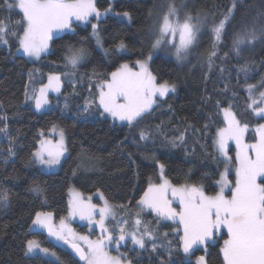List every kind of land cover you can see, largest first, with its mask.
I'll list each match as a JSON object with an SVG mask.
<instances>
[{
  "label": "trees",
  "instance_id": "1",
  "mask_svg": "<svg viewBox=\"0 0 264 264\" xmlns=\"http://www.w3.org/2000/svg\"><path fill=\"white\" fill-rule=\"evenodd\" d=\"M3 2L0 0V21L12 30L22 15L16 8L4 9ZM158 4L160 17L154 15ZM95 6L100 11L113 6L114 12L130 14H108L100 20L99 31L109 54L97 47L91 21L75 20L71 30L54 36L52 50L38 61L17 52L16 37H6L8 46L0 43V64L18 68L27 80L32 76L31 84L36 88L46 79L40 71L72 73L73 69L66 67L63 60L68 44L88 49L90 55L80 65L81 72L89 77L98 74L101 82L109 80L121 65L129 66L151 53L152 73L161 81L176 84L178 90L159 98L150 114L130 126L101 117L98 109L92 118L65 115L61 108L39 113L23 96L0 89V129L7 128L0 132V194L9 195L7 206L0 205V264H52L43 255L25 253L26 241L30 239H38L44 247L54 250L63 264H82L64 246L50 242L46 232L31 230L36 212H51L57 219L68 214L72 186L84 194L101 191L113 205L134 208L157 176L160 161L174 184L202 185L206 193L216 194L221 165L213 159V143L223 124L221 109L232 108L240 122L251 126L264 121L255 116L248 96V85H255L256 93L264 91V86H260L264 81V39L242 46L238 56L232 51L234 33L252 28L259 32L264 26V0H95ZM170 6L179 14L202 16L211 24L224 19L230 10L233 15L215 47L211 33L203 31L202 53L198 51L179 63L175 58L154 53L152 47L154 29H159ZM21 26L14 30L19 32ZM82 38H87L83 45L79 43ZM121 42L124 51L118 49ZM213 51L216 55L209 67L208 57ZM245 64L249 66L247 73L240 71ZM65 85L70 87V81ZM56 124L67 135L68 155L58 171L45 172L35 165L31 154L36 151L41 134ZM142 131L149 133L151 141L146 148L135 142ZM250 138L255 139L253 133ZM231 178L235 180V174ZM34 180L41 183L43 194L29 190ZM162 226L169 233L160 230L155 242H149L145 249L123 247L126 258L135 264H197L196 258L204 250L197 248L187 258L178 224L167 222ZM227 238L224 229L209 243L208 264H224L222 248Z\"/></svg>",
  "mask_w": 264,
  "mask_h": 264
},
{
  "label": "snow or ice",
  "instance_id": "2",
  "mask_svg": "<svg viewBox=\"0 0 264 264\" xmlns=\"http://www.w3.org/2000/svg\"><path fill=\"white\" fill-rule=\"evenodd\" d=\"M2 7L6 10L16 8L22 15V20L12 25V30L3 21H0V43L8 46L6 37L14 36L17 38L19 47L17 52L26 55L29 58L39 59L42 54H46L49 49V42L52 40L55 32L65 29L71 30L73 19L77 21H87L90 16L99 17L102 14L110 12L111 9L101 13L95 6V0H14V3H8L4 0ZM235 7V4L233 5ZM176 8L169 7L167 15L163 17L159 33L161 37L171 34L175 38L179 34L178 45L175 47V56L177 60H183L188 54V50L194 44L197 34L203 26V19L193 18L191 15L185 16L184 22L180 23L177 19L175 23L170 17L176 16ZM231 13V10H230ZM129 16V13H124ZM230 22V16H225L218 24L214 25L210 31L215 36V42L218 43L225 31L226 23ZM17 25H22L20 31L14 30ZM93 35H97L96 25H93ZM22 32V35L20 34ZM87 38H82L79 42L82 45L86 43ZM264 39V26L259 32L255 28L245 29L242 32L234 33L232 39V51L238 56L242 46L252 45L254 42ZM97 44L101 41L97 35ZM164 41L157 39L152 45L153 49H158ZM215 47V44L213 45ZM124 48V44L118 46ZM107 54V51L105 52ZM90 52L85 47H75L72 44L65 45V55L63 60L66 67L75 70L88 56ZM216 55L213 51L208 57V65L211 67L212 57ZM151 59V56L148 57ZM140 71H132L127 64L110 74V79L99 84L97 107L102 108L103 114L110 115L113 119L127 121L131 126L139 122L145 115L150 114V110L156 102V97L166 96L170 91H174V85L170 86L167 82L163 84L156 83V77L148 70L145 62L137 61ZM248 64L240 68L241 72L247 73ZM65 76L69 73H65ZM247 79V75H246ZM62 85L60 75H49L48 85L39 89V96L35 98V107L43 108L49 103L46 99V89L52 88L59 92ZM260 86H264V81ZM256 88L255 85H248L249 93ZM264 102V92L261 94ZM123 102H120V101ZM3 102L0 101V106ZM255 104V101H253ZM67 106V105H65ZM85 106V111L88 110ZM258 113H264V108L254 109ZM228 121L226 128L220 129L216 140L219 152L227 156V141L235 139L239 166L236 169L235 185L232 188L231 197L224 195L225 187L231 182L227 179V169L222 176L220 191L214 196H208L202 188L195 185L173 186L168 180L158 185L149 184L147 191L144 192L138 206L153 210L157 216L163 219H178L183 225V235L179 237L182 241V251L185 254L190 253L195 246L206 245L212 241L216 233L222 228L227 227L229 238L223 242V258L225 264H264V183H258V179H264V125L259 128L260 139L256 144L243 145L241 137L247 128V125L240 127L235 119L234 113L230 108L223 109ZM55 125L53 131H55ZM7 128L0 129V132H6ZM60 139L53 143L51 140H42L41 147L31 154L34 162L44 168L51 169L60 165L61 158L64 157L67 147L65 145L64 130L59 131ZM141 140L149 139V133L141 132ZM183 140V136L179 137ZM175 145V141H171ZM254 151V158L250 154ZM11 154V150H10ZM163 169L164 165L161 164ZM30 191L38 195L43 194L44 188L39 181H33ZM169 193L175 199H178L182 210L177 211L171 207V201L168 199ZM9 195L0 194V205L7 206ZM114 207L107 199L103 201V207L98 209L99 220L94 219L97 214V206L85 204L79 197L70 202L69 218H75L77 215L81 220H88L90 224L99 225L101 235L96 240H91L86 235H80L65 222L60 219L59 225L53 223V213L36 212L32 224L37 228L47 231V235L52 238L55 246H68L73 258L84 261L85 264H131L130 260L120 256L110 255L106 249L109 245L115 244L118 249L122 241L131 239L134 245L140 249L145 247V239L154 241L155 237L149 230L147 223H143L136 214V219L132 222V231H126L128 221L121 218L119 226L109 231L105 225V220L116 219ZM121 211L124 206H118ZM143 226V231H141ZM113 231H118V237L114 238ZM179 231V229L177 230ZM167 235V234H165ZM81 243L86 246L82 247ZM156 244L152 243V249L155 250ZM26 254L43 255L51 259L52 264H63L61 258L56 252L49 248L42 247L39 241L27 240L25 246ZM198 264H207L204 256L198 258Z\"/></svg>",
  "mask_w": 264,
  "mask_h": 264
},
{
  "label": "rangeland",
  "instance_id": "3",
  "mask_svg": "<svg viewBox=\"0 0 264 264\" xmlns=\"http://www.w3.org/2000/svg\"><path fill=\"white\" fill-rule=\"evenodd\" d=\"M113 1L114 0H112V2ZM109 9H111L110 12H107L106 14H102L99 17H95V15L90 16L88 18V20H87V21H91V25L92 26L96 25V32H97V35H98V37H99V39L101 41L100 45H98L97 42H96L97 47L101 51H104V52L107 51L108 54H109L110 50H108L105 47V45H104L103 39H102L100 31H99V22H100V20L103 17H105L108 14H115L117 16L125 17L124 14H121L119 12H114L113 11V6H111ZM156 9H157V12H155L154 15H157V17H160V15H158L159 10L161 11L160 4L157 5ZM101 13H105V10L101 11ZM187 15L193 16L194 20L197 17L202 18L203 19V26L201 28V31L197 34V38H196L194 44L188 50V54H187L186 58L183 59V60H178L179 63L186 62V60H189V58L194 56L196 54V52H198V51H199V54L202 53L201 38H202V35H203V33H202L203 31L204 32L208 31L209 33H211V37H212V42L211 43L215 44V46L217 44L215 42V36L210 31V29L214 25L218 24L220 21H218L217 23L215 22L214 24H211L207 20H205L204 17H202V16H195L194 14H191V13L185 15L184 13H180L179 14L177 12H176V16L170 17V19L173 20L174 23H175V21L177 19L179 20L180 23H183L184 19H185V16H187ZM232 15H233V10H231V13L228 14V16H230V19H231ZM73 21H75V19H73ZM160 27H159V29H160ZM159 29L158 30L156 28L154 29V31L156 33V35H155L156 38H154V40L156 41L157 39H162L164 42L160 45V47L158 49L153 50L154 53L157 52V53H160V54H162V55H164V56H166L168 58H175V60H177V58L175 56V47H173V45L174 44L178 45V43H179V34L177 33L175 38H173V36L171 34H168V35H165L164 37H161L160 33H159ZM65 30H63V31H65ZM63 31L55 32L53 34L52 39L54 38L55 35H57L58 33L63 32ZM97 35H93V27H92V36L94 37V39L96 41H97ZM222 38H223V34L221 36V39ZM51 44H52V40L49 42V49H48L47 53H49L52 50ZM118 49L120 51L126 50L125 47L124 48L118 47ZM154 53H152V54H154ZM43 55H45V54H42L41 56H43ZM149 56H151V58H152L153 55H151V53H150L145 58L137 60V61L145 62L147 64L148 70L152 73L151 68H150V60L148 59ZM29 59H31L33 61H38L39 60V59H36V58H29ZM87 59H88V57L80 65L84 64V62ZM137 61H135V63L130 64L128 66L132 71H136V72L140 71V66H139V64H137ZM80 65L75 70H73L72 73L64 72V73H60V74H46V73L44 74L42 71H40L41 72V76L45 75L46 79L41 85H39L38 87L34 88L35 85L33 86V84H31L32 76H31L30 80H29V78L27 80V76H25V74L22 73L18 68H16V67H6V66H3V65L0 64V89L5 90V91H9V92H13V93H16V94H19V95L23 96L25 101L32 103V105L35 108V110L38 111L39 113L44 112V111H48V110H50L52 108H61L65 115H73V116L74 115H78L79 117L85 116L87 118H92L94 116V114H93L94 112L93 111L98 109L99 110V115L101 117L109 118L115 124H119V125L128 124L127 121H120L118 119H113L110 115H108L106 113L101 115L103 110H102V108H98L97 107L98 92H99L98 85L103 83V82H105V81L101 82V80L97 79L100 76L98 74L97 75L93 74V75H91L89 77L87 75V73H82L81 71H83V70L80 68ZM65 73H69V75L65 76L64 75ZM49 75H60L61 76L62 85H61L60 91L56 92L52 88L46 89V93H47L46 99L49 101V103L47 105H45L43 108L37 109L35 107V98L39 96V89L41 87H44L45 85H48V77H49ZM152 75L156 77V83L157 84H163L164 83V81L159 80V78L155 74L152 73ZM68 81H70V87H67L65 85V84L68 83ZM169 85L170 86L174 85V87H175L174 92H177L178 87H177L176 84H169ZM27 94L29 96H26ZM260 94H261V92L256 93L255 90H253L251 93H249V90H248V96H249V99H250L249 100V106L252 108L255 116L264 118V113H258L257 111H254V109L264 108V102H262V97H261ZM159 98H161V97L159 95H157L156 102L153 105V108L157 104V101H158ZM253 101H255V104H253ZM120 102H123V101L121 100ZM65 105H67V106H65ZM86 105H89L87 111L84 110ZM225 108H230V107H223L221 109V119L223 121V124H222V126H220L217 129L216 134H215V140H214V143H213V146L215 148V156H214L213 159L215 160L216 164H220L221 165L217 193L220 191V188H221V185H220L219 182L221 181V178L225 174V170L227 169V179L231 182V184L229 186L225 187L224 195L226 197H231L232 188L234 187L235 180H236V169L239 166V162H238V159H237V152L240 149L237 147L235 139H231V140L227 141V156H225L223 153L219 152L218 149H217L216 140L218 138V132H219L220 129L226 128L228 126L227 118L225 117V114L223 112V109H225ZM230 111L232 113H234L232 108H230ZM234 115H235V113H234ZM235 119L239 122L240 127H244L245 125H247V128H246V130L244 131V133H243V135L241 137L242 144L243 145L256 144L259 141V139H260L259 128H260L261 125H264V121L261 122V123H258V124H255V125L251 126L249 124H245V123L240 122L237 119L236 115H235ZM53 126L47 132H43L41 134V138L39 140L37 149H39L41 147V141L42 140H45V141L51 140L53 143H55L56 141H58L60 139L59 131H60V129H63V128L60 125L56 124L55 125L56 126L55 127V131H53ZM252 133L255 136L254 140H253V138H250ZM64 134H65V145L67 147V151L65 152L64 157L61 158L60 165L55 166V167H53L51 169H48V168L41 167V166L37 165L34 162L35 165L38 166L42 171H45V172H56V171H58L61 168L63 160L68 155V143H67V135L65 133V130H64ZM135 142H136V145L139 144L138 146L142 147V148H146L147 145L149 143H151L150 138L147 139V140L137 139ZM152 154L153 155H151V157L152 156L154 157L155 153H152ZM250 154L254 158V155H255L254 151H250ZM161 164L162 163L160 161H158V165H161ZM231 174H235V180H232ZM165 179L168 180L173 186H180L178 184H174L169 179V177L167 176V174L165 172V169L164 168L161 169L160 167H159L157 176L155 178H153L150 183L153 184V185H158V184L163 183ZM261 180L262 179H258V183H262ZM183 185H188V184H183ZM188 186H192V185L190 184ZM195 186H197L199 188H202L204 193L206 195H208V196H214V195L217 194L216 193V194L211 195V194L206 193L205 189H204V187L202 185H195ZM143 195H142V197H143ZM77 197L82 199L85 204H93V205L97 206V214L94 215V219L95 220H99L100 217L98 215V209L100 207H103V201H104V199H106L104 197L103 193L101 191H97V192H95L93 194H84L80 190H78L76 187L72 186L70 191H69V212H70V202L73 199L77 198ZM168 199L171 201V207L172 208L176 209L178 212L182 210L179 200L173 198L170 193L168 195ZM140 200H141V198H139L136 201V205L134 206V208H133V206L124 207L123 211H121L120 208L117 205H113L112 203L109 202L111 205L116 206V207H114V211L116 212V219H115V221H113L111 218L105 220V225H106L107 229L109 231H112L114 229V227H118L119 226L121 218H124V219H126L128 221V226H126V231H132L133 230L132 222H133L134 219H136V214L138 213L139 214V219L142 221V225H143V223H147L148 228L152 232V234L155 237V239H157V237H158L157 235L160 234L159 233L160 230H161V232L165 231V233H169V230L162 226V225L166 224L167 222L178 224V229L181 230V234L183 235V231H182L183 225H182V223L179 222L178 219H176V220L163 219V218L157 216V214L153 210L148 209V208L139 207L138 206V201H140ZM69 212H68L67 215H65L62 218L65 219V222L68 223L70 225V227L72 229H74V231L76 233H78L80 235H86L91 240H96V239H98L100 237L101 232H100L99 225L90 224L88 220H81L78 215L75 218H69ZM45 213H47V212H45ZM60 219L61 218L57 219V218H55L53 216V223L56 224V225H59ZM224 229H227V227L226 226L222 227L216 233V235L217 234L219 235ZM31 230L32 231H41V232H46L47 233V231L45 229L37 228L34 225H32V229ZM141 231H143V226H141ZM118 235H119L118 231H113L114 238L118 237ZM47 237H48L49 240L52 239L48 235H47ZM228 238H229V236H228ZM32 240H36V241L40 242V240H38V239H32ZM212 241H209L206 245L195 246L190 253L186 254V257L190 258L191 257L190 255L194 252L195 249L201 248V249L204 250V252L202 254H200L196 258L197 264H198V258L200 256H204L205 259H206V262H207L208 245ZM149 242H151V241L148 240V239H145V246ZM40 244H41V242H40ZM81 245L83 247H85V250H87L86 246L83 243H81ZM41 246L44 247L42 244H41ZM61 246H64V245H61ZM126 246H130V248H129L130 250H132V249H134L136 247L139 248V246L134 245L131 242L130 238H127L125 241L121 242V245H120V247L118 249L116 248L115 244H112V245L108 246L106 251L112 256H120L121 254H124V256L121 257L123 259V258L126 257L125 256L126 252L123 250V247H126ZM143 249H145V247ZM143 249H141V250H143ZM52 251H54V250H52ZM28 255H36V254H28ZM126 259L129 260L128 258H126ZM82 264H85V262H83ZM131 264H135V263H133L131 261ZM207 264H208V262H207ZM224 264H225V261H224Z\"/></svg>",
  "mask_w": 264,
  "mask_h": 264
},
{
  "label": "water",
  "instance_id": "4",
  "mask_svg": "<svg viewBox=\"0 0 264 264\" xmlns=\"http://www.w3.org/2000/svg\"><path fill=\"white\" fill-rule=\"evenodd\" d=\"M82 246V245H81ZM64 247L71 253V250L70 249H68V246H66V245H64ZM83 247V246H82ZM72 254V253H71ZM72 256H73V254H72ZM77 261H79V259H78V257L77 258H75ZM80 263H83L84 261H79Z\"/></svg>",
  "mask_w": 264,
  "mask_h": 264
}]
</instances>
